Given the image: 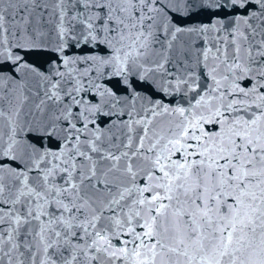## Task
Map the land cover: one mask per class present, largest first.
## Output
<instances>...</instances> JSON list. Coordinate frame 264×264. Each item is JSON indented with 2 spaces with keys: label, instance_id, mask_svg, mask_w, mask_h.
<instances>
[{
  "label": "snow or ice",
  "instance_id": "1",
  "mask_svg": "<svg viewBox=\"0 0 264 264\" xmlns=\"http://www.w3.org/2000/svg\"><path fill=\"white\" fill-rule=\"evenodd\" d=\"M0 264H264V0H0Z\"/></svg>",
  "mask_w": 264,
  "mask_h": 264
}]
</instances>
